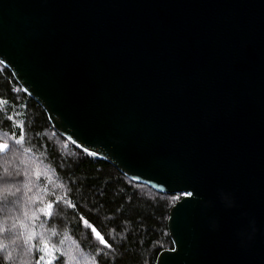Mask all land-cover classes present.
Instances as JSON below:
<instances>
[{"label":"water","instance_id":"water-1","mask_svg":"<svg viewBox=\"0 0 264 264\" xmlns=\"http://www.w3.org/2000/svg\"><path fill=\"white\" fill-rule=\"evenodd\" d=\"M0 62L74 146L183 195L155 264H264V0H0Z\"/></svg>","mask_w":264,"mask_h":264},{"label":"trees","instance_id":"trees-1","mask_svg":"<svg viewBox=\"0 0 264 264\" xmlns=\"http://www.w3.org/2000/svg\"><path fill=\"white\" fill-rule=\"evenodd\" d=\"M0 144V264H45L46 246L52 264H155L173 248L168 219L183 195L74 146L1 62Z\"/></svg>","mask_w":264,"mask_h":264},{"label":"snow or ice","instance_id":"snow-or-ice-1","mask_svg":"<svg viewBox=\"0 0 264 264\" xmlns=\"http://www.w3.org/2000/svg\"><path fill=\"white\" fill-rule=\"evenodd\" d=\"M9 119H11V117H10ZM17 143H19V141H17ZM8 147H9V146H8L7 144H0V152H3V151H5V150H7ZM85 151H87V149H85ZM89 155H95V154H94V153H89ZM189 195H191V193H189ZM52 207H53L52 204H49V205H48V208H49V209H51ZM97 237H98V239L100 240V242H101L102 244H105L104 238H103L102 236H100L99 233H97ZM105 246H109V245L106 244ZM46 247H47V246H46ZM48 264H52V261L49 260V261H48Z\"/></svg>","mask_w":264,"mask_h":264},{"label":"rangeland","instance_id":"rangeland-1","mask_svg":"<svg viewBox=\"0 0 264 264\" xmlns=\"http://www.w3.org/2000/svg\"><path fill=\"white\" fill-rule=\"evenodd\" d=\"M45 249H46V252H45V256L43 258H44V263L48 264L49 260H51V261L53 260V253H52L53 251L49 247H46Z\"/></svg>","mask_w":264,"mask_h":264}]
</instances>
